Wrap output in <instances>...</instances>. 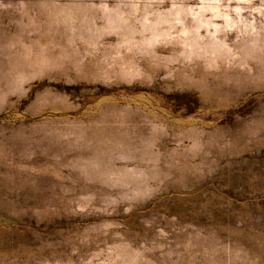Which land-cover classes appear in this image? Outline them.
Wrapping results in <instances>:
<instances>
[{
    "label": "rangeland",
    "instance_id": "374dc122",
    "mask_svg": "<svg viewBox=\"0 0 264 264\" xmlns=\"http://www.w3.org/2000/svg\"><path fill=\"white\" fill-rule=\"evenodd\" d=\"M0 264H264V0H0Z\"/></svg>",
    "mask_w": 264,
    "mask_h": 264
},
{
    "label": "bare ground",
    "instance_id": "6f19581e",
    "mask_svg": "<svg viewBox=\"0 0 264 264\" xmlns=\"http://www.w3.org/2000/svg\"><path fill=\"white\" fill-rule=\"evenodd\" d=\"M150 29H152V28H150ZM150 29H149V30H150ZM148 39H149V38H148ZM153 40H154V38H153Z\"/></svg>",
    "mask_w": 264,
    "mask_h": 264
}]
</instances>
